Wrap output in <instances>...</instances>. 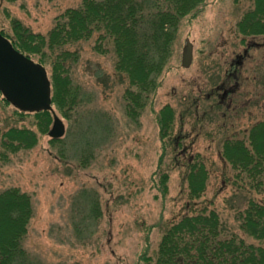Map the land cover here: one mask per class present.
I'll return each mask as SVG.
<instances>
[{
  "label": "rangeland",
  "instance_id": "374dc122",
  "mask_svg": "<svg viewBox=\"0 0 264 264\" xmlns=\"http://www.w3.org/2000/svg\"><path fill=\"white\" fill-rule=\"evenodd\" d=\"M80 2L0 0V31L10 42L15 23L47 34L65 9ZM252 8L253 0H204L195 16L182 18L160 87L137 122L125 116L127 81L114 70L111 44L104 42L102 52L94 49L98 33L68 47L78 55L71 75L80 90L71 109L51 104L48 131L56 115L65 128L61 142L39 132L37 120L18 115L0 93V129L25 127L37 135L32 148L0 159V192L14 187L31 199L23 240L31 264H144L140 256H154L164 225L202 205L218 214L228 232L242 235L236 211L248 197L264 203V192L227 184L233 172L224 168L219 148L226 136L246 137L264 117V35L237 29ZM187 42L191 58L185 67ZM42 65L50 81L51 66L47 60ZM164 106L174 110L172 136L186 134L187 151L202 154L209 170L206 191L194 207L187 205L181 178L184 161H173L168 148L159 164L163 151L155 118ZM87 142L90 154L83 151ZM161 172L168 173L164 196L157 187ZM92 199L99 202L98 218L88 215ZM244 236L264 248V239Z\"/></svg>",
  "mask_w": 264,
  "mask_h": 264
},
{
  "label": "trees",
  "instance_id": "16d2710c",
  "mask_svg": "<svg viewBox=\"0 0 264 264\" xmlns=\"http://www.w3.org/2000/svg\"><path fill=\"white\" fill-rule=\"evenodd\" d=\"M203 2L81 0L77 7L65 9L47 34L30 33L15 23V39L11 42L27 58H36L33 61L41 66L46 60L49 62L52 69L49 81L51 104L59 109H71L78 101L80 88L73 84L71 75L72 64L77 62L78 55L68 47L98 33L99 42L94 49L102 52L104 42L111 44L114 70L127 81L122 94L124 113L132 122H137L143 108L152 103L160 87L181 19L195 16ZM237 29L246 36L264 35V0H253V8L242 14ZM44 48L47 52L42 51ZM17 110L18 115L34 117L39 132H48L50 110ZM174 116V110L164 106L155 118L163 151L159 164L168 148H172L173 161L179 162V157L184 161L181 178L187 184V205L194 207L206 191L209 170L202 154L187 151L186 134L172 136ZM51 139L61 142V138ZM36 142L37 135L32 129L15 126L0 129V159L6 161L8 155L32 148ZM88 145L87 142L83 151L90 154ZM219 158L224 168L228 165L233 172L231 181L224 180L227 184H235L242 191L264 192V117L253 124L246 137L223 138ZM167 181L168 173L161 172L157 187L159 184L163 196ZM89 211L92 218L100 216L98 200L90 201ZM194 211L164 225L154 256L145 253L140 256L144 264H264V248L244 238L246 235L257 241L264 239V203L248 197L243 208L236 211L243 236L228 232L218 214L208 205ZM31 216L28 194L14 187L0 192V264H31L23 246Z\"/></svg>",
  "mask_w": 264,
  "mask_h": 264
},
{
  "label": "water",
  "instance_id": "95a60500",
  "mask_svg": "<svg viewBox=\"0 0 264 264\" xmlns=\"http://www.w3.org/2000/svg\"><path fill=\"white\" fill-rule=\"evenodd\" d=\"M191 58L190 44H186L183 66ZM0 91L15 107L27 111L51 110V87L43 66L17 51L0 33ZM62 121L53 116L50 138L64 135Z\"/></svg>",
  "mask_w": 264,
  "mask_h": 264
}]
</instances>
